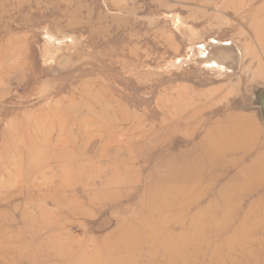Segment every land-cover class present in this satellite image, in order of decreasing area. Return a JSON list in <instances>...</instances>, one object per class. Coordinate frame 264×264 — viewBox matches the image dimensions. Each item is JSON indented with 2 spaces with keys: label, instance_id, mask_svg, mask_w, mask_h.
Here are the masks:
<instances>
[{
  "label": "rangeland",
  "instance_id": "374dc122",
  "mask_svg": "<svg viewBox=\"0 0 264 264\" xmlns=\"http://www.w3.org/2000/svg\"><path fill=\"white\" fill-rule=\"evenodd\" d=\"M258 91L264 0H0V264H264Z\"/></svg>",
  "mask_w": 264,
  "mask_h": 264
},
{
  "label": "bare ground",
  "instance_id": "6f19581e",
  "mask_svg": "<svg viewBox=\"0 0 264 264\" xmlns=\"http://www.w3.org/2000/svg\"><path fill=\"white\" fill-rule=\"evenodd\" d=\"M260 12H262V10ZM248 127H250V126H248ZM244 130H246V129H244ZM227 132L228 133L232 132L231 128H229V130ZM163 181L164 180H159L160 184L158 186L151 187V201L149 202V204L147 206V208H148L147 209L148 217L146 219L147 224H144L145 225L144 230L146 231L145 233L147 234L146 237L149 240H151V238H152V240H151L152 242L150 244V245H152L151 249H154L155 246L159 244V245L163 246V248H165V250L168 251V253L171 256L175 255V253H180L181 255H185L186 259L189 256H191L190 258L192 259L194 254L189 255V254L184 252L185 245L183 243H185L186 240H184L183 236L180 235L173 240L171 237L167 236V234L165 232L159 233V228L161 227V224L157 225L156 223L153 222L154 221L153 218L156 217V215L158 216L159 219H162L165 222H168V221L171 222V220H175L176 218L177 219L179 218L178 215H175V214L170 215V213H168L167 211L164 210V206L166 204V201H163L162 197L164 199L166 198V200H167L168 198H170L174 195V192L171 188H168L166 186V184L163 183ZM110 185H112V183H110ZM156 199H160V200L155 201ZM194 232L195 233L198 232V227L195 228ZM151 235H152V237H151ZM115 240H116L115 246L111 249L110 248L106 249L105 257L96 254V255H93L89 258H86L82 262V264H131L132 259L130 257L135 256V255H131L129 257V254H131L132 252H134L138 249V247H139L138 242L140 240V233L138 231L133 232L131 228H127L124 231V234H122V236L115 237ZM189 240H191V239H189ZM189 240H187L186 242H188ZM135 241H137V243H135ZM183 245H184V247H183ZM119 253L124 255V257H122L120 259V262L117 259L116 260L112 259L113 256L118 255ZM185 264H187V263H185Z\"/></svg>",
  "mask_w": 264,
  "mask_h": 264
},
{
  "label": "water",
  "instance_id": "95a60500",
  "mask_svg": "<svg viewBox=\"0 0 264 264\" xmlns=\"http://www.w3.org/2000/svg\"><path fill=\"white\" fill-rule=\"evenodd\" d=\"M254 99L253 106L258 108L261 120L264 123V91H258Z\"/></svg>",
  "mask_w": 264,
  "mask_h": 264
}]
</instances>
